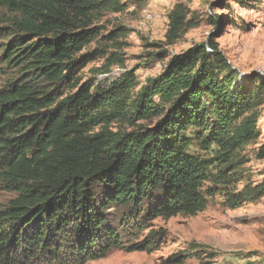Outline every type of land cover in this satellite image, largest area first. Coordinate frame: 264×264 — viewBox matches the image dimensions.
<instances>
[{
    "label": "trees",
    "instance_id": "trees-1",
    "mask_svg": "<svg viewBox=\"0 0 264 264\" xmlns=\"http://www.w3.org/2000/svg\"><path fill=\"white\" fill-rule=\"evenodd\" d=\"M125 9L123 0H0V18L12 16L0 28L10 33L3 65L19 75L0 90V179L16 194L0 209V264L151 252L155 230L134 243L147 225L204 212L216 194L205 186L231 187L239 151L257 139L262 78L250 86L214 39L144 86L127 73L110 89L69 87L103 55L83 54L99 36L96 17ZM189 13L179 4L170 14L168 45L197 26Z\"/></svg>",
    "mask_w": 264,
    "mask_h": 264
},
{
    "label": "rangeland",
    "instance_id": "rangeland-1",
    "mask_svg": "<svg viewBox=\"0 0 264 264\" xmlns=\"http://www.w3.org/2000/svg\"><path fill=\"white\" fill-rule=\"evenodd\" d=\"M123 3L124 12L102 13L94 20L93 27L99 29V36L83 54L98 49L103 55L77 71L69 87L79 82L78 87L93 84V90L110 89L127 73H134L144 86L147 80L159 76L174 57L197 45L208 44L210 39L219 44L232 69L245 79L251 78L250 86L255 82L254 75L262 78L254 85H264V0H123ZM179 4L190 12L188 18L197 26L175 44L168 45L170 14ZM11 17L3 11L0 28L9 26ZM2 34L0 90L19 77L18 70L3 65L2 45L10 40V33ZM109 66V73H105ZM156 122L144 123L151 126ZM114 128L120 125L114 124ZM257 132V139L238 153L239 169L233 185L205 186L213 188L216 194L209 197L204 212L195 217L157 219L148 224L134 243L155 230L157 239L151 252L113 251L87 264H174L177 261L175 264H264V105L260 109ZM192 150L201 157L209 156L196 146ZM227 193L241 202L238 208L232 207ZM15 197L0 179V209Z\"/></svg>",
    "mask_w": 264,
    "mask_h": 264
},
{
    "label": "built area",
    "instance_id": "built-area-1",
    "mask_svg": "<svg viewBox=\"0 0 264 264\" xmlns=\"http://www.w3.org/2000/svg\"><path fill=\"white\" fill-rule=\"evenodd\" d=\"M208 51L211 53V50L210 49H208Z\"/></svg>",
    "mask_w": 264,
    "mask_h": 264
}]
</instances>
